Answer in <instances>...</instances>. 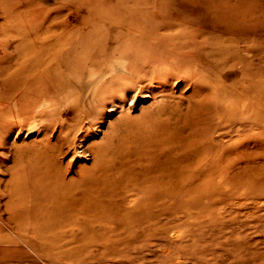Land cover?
Masks as SVG:
<instances>
[{
    "label": "rangeland",
    "instance_id": "obj_1",
    "mask_svg": "<svg viewBox=\"0 0 264 264\" xmlns=\"http://www.w3.org/2000/svg\"><path fill=\"white\" fill-rule=\"evenodd\" d=\"M0 264H264V0H0Z\"/></svg>",
    "mask_w": 264,
    "mask_h": 264
}]
</instances>
